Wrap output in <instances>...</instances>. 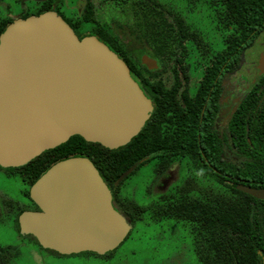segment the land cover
<instances>
[{"label":"water","instance_id":"water-1","mask_svg":"<svg viewBox=\"0 0 264 264\" xmlns=\"http://www.w3.org/2000/svg\"><path fill=\"white\" fill-rule=\"evenodd\" d=\"M141 62L155 65L147 55ZM150 111L122 58L93 35L78 38L55 12L16 19L0 33L1 167L24 165L76 134L118 148L141 130ZM236 188L264 199V188ZM28 196L38 209L18 214L20 234L62 255H103L132 227L85 156L53 163Z\"/></svg>","mask_w":264,"mask_h":264},{"label":"trees","instance_id":"trees-1","mask_svg":"<svg viewBox=\"0 0 264 264\" xmlns=\"http://www.w3.org/2000/svg\"><path fill=\"white\" fill-rule=\"evenodd\" d=\"M123 2L126 4L127 0ZM213 6L216 19L224 32V47L212 53L211 49L205 47L206 42L201 34L191 30L180 14L170 15L166 9L165 16L162 9L153 4L149 5V9L146 6L135 8L137 11L133 15L122 10L120 14L126 18V26L137 37L150 42L151 54L158 58L160 65L173 62L172 74L177 77L176 84L172 89H165L160 81H153L155 94L152 96L153 108L149 118L129 142L118 148L109 149L99 143L86 141L76 134L65 142L42 151L24 165L9 167L27 184L28 187L24 190L27 198L29 186L53 163L71 156H85L93 162L102 180L113 192L115 200L124 204L119 210L132 225L137 218H141L147 211L145 206L119 198L117 191L122 181L150 160H154L155 170L161 174L169 164L178 162L182 157L194 159L193 147L185 141L196 138V131L188 126L181 127L178 122V55L187 53L186 42L192 40L195 44H200L196 54L198 61L221 59L225 53L230 52L229 59L232 63L239 52L237 46L248 43L264 26V0H214L211 3V7ZM91 18L94 25L99 26L93 16ZM111 18L109 21L103 18L99 26L101 33L97 36L122 58L131 76L139 78L145 84V73H150L149 70L132 59L126 43L110 26ZM211 83L212 74L210 68L206 67L198 90H209ZM179 140L183 143L180 144ZM213 165L217 166L218 163L213 162ZM125 173L123 179L116 184L118 178ZM211 175L216 184L222 186V178L216 173ZM189 183L187 177L184 185L161 196L156 203L155 212L158 217L173 218L190 224L193 248L199 263L264 264V200L245 194L233 185L230 187L234 193L223 195L222 191L214 190L208 195L201 193L192 196L186 190ZM4 203L10 208L13 205L10 201ZM26 209L25 206H18L15 223L18 214ZM34 242L39 246L36 240ZM0 249L6 252V264H11L18 255L14 246H0ZM112 253L113 251L107 254L111 256Z\"/></svg>","mask_w":264,"mask_h":264},{"label":"flooded vegetation","instance_id":"flooded-vegetation-1","mask_svg":"<svg viewBox=\"0 0 264 264\" xmlns=\"http://www.w3.org/2000/svg\"><path fill=\"white\" fill-rule=\"evenodd\" d=\"M123 1L0 0V33L16 19H25L46 11H53L71 27L78 38L93 35L99 39L97 34L101 33L99 26H101L103 18L109 21L112 17L109 22L110 26L123 40L122 34L137 37L134 31L126 26L127 23L120 21L118 14L122 13L123 9L133 15L137 11L135 8L146 6L149 9V5L153 4L156 8L162 9L165 16L167 15L166 7L161 0H127L126 4ZM213 2L214 0H206V4L213 12L212 16L216 18L215 6L211 7ZM185 3L192 5L188 0H185ZM87 15H89V18H86ZM91 16L98 22L99 26L94 25ZM117 30H120V32ZM220 31L223 32L222 29ZM223 34L224 32L221 41L223 40ZM137 38L143 39L141 37ZM143 40L147 49L142 53L146 52L143 55L155 59L153 67H147L141 62V58L135 57L132 50L128 46L127 48L131 52L132 59L139 61L150 72L145 73L147 79L145 84H142L139 78L131 77L149 99L152 111V96L155 94L153 81H160L165 89H172L176 84L177 77L172 74L173 62L168 61L165 66L160 65L158 58L148 53L152 51L150 42ZM123 42L126 45L128 44V41L123 40ZM190 42L194 43L192 40L186 42L187 53L185 55L189 53L188 46ZM195 45L194 43L192 53L198 54L195 50L198 47ZM205 45V47L211 49L208 43ZM256 45L258 49L254 51L253 47ZM223 47L222 42L221 48ZM221 48L211 49L210 53ZM237 48H239V52L232 63L229 59L230 52L225 53V56H222L221 59H210V54L209 59L206 58L208 59L206 61L207 65L205 61L195 60L199 63L193 70L194 74L189 73L190 61L188 64L184 60V55H178V122L181 127L187 128L188 126V128L195 129L196 138L185 141L193 147L194 159L187 160L182 157L177 163L184 160L188 161L194 168L200 169L210 180H213L211 174L216 173L218 177L222 178L221 191L223 195L233 192L231 191V185L235 188L237 184L252 188H264V26L248 43L237 46ZM206 67L210 68L212 83L209 90L199 91L198 86ZM179 141L180 144L183 143L181 140ZM213 162H217L218 165L214 166ZM173 164L174 162L169 164L161 174H165ZM212 191L210 189L196 190L195 194L196 196L201 195V193L208 195ZM110 193L113 207L122 213L119 208L124 204L115 200L111 190ZM29 200L33 204L31 210H37L38 207L34 202L31 199ZM252 204L255 203L252 202ZM254 207L257 208L255 205ZM131 226H133L132 223ZM15 227L20 236H28L36 240L31 234H20L17 218ZM39 247L41 246L39 245ZM49 251L60 255L53 250ZM108 252L103 255L95 254L110 257L107 254ZM0 264H6V252L1 249Z\"/></svg>","mask_w":264,"mask_h":264},{"label":"rangeland","instance_id":"rangeland-1","mask_svg":"<svg viewBox=\"0 0 264 264\" xmlns=\"http://www.w3.org/2000/svg\"><path fill=\"white\" fill-rule=\"evenodd\" d=\"M161 1L170 15L180 14L191 30L199 32L212 50L221 48L223 32L220 31L218 19L212 16L213 12L206 0H188L191 6L185 0ZM119 17L122 23L125 22L126 18L122 14ZM122 37L124 41H128L127 46L135 57L141 58L146 53H142L147 49L143 39L128 34H122ZM194 43H189V53L184 54V60L188 64L190 61V74H194L193 70L200 62L195 61L197 56L192 53ZM199 45L196 43L195 46ZM253 49L256 51L257 45ZM155 168L154 160H150L120 184L117 192L119 197L145 206L147 211L136 219L126 237L113 249L112 255L103 257L90 252L58 255L39 247L32 238L20 236L15 227V211L18 206L33 209V204L24 194L28 186L9 167L0 166V246L16 248L18 255L11 264H200L194 252L190 224L173 218L158 217L155 212L156 203L161 196L184 185L187 177L190 183L186 190L192 196L196 195V190L221 191L222 186L208 179L200 169L194 168L186 160L174 162L163 175L157 173ZM4 201H10L12 207H8Z\"/></svg>","mask_w":264,"mask_h":264}]
</instances>
